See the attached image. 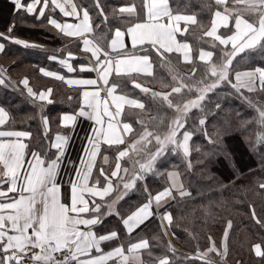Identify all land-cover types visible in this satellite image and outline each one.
Segmentation results:
<instances>
[{"label":"snow or ice","instance_id":"snow-or-ice-1","mask_svg":"<svg viewBox=\"0 0 264 264\" xmlns=\"http://www.w3.org/2000/svg\"><path fill=\"white\" fill-rule=\"evenodd\" d=\"M197 2L195 10L189 0H9L0 6V53L16 46L22 54L48 51L18 34V24H28L78 38L86 56L77 59L78 52L66 50L47 57L69 75L31 66L79 86V96L67 98L78 106L59 113L66 131L54 137L49 131L55 118L44 110L54 102L55 90L38 91L30 76L13 78L0 64V93L11 89L35 106L44 133L33 142L32 131L15 126L11 109L19 106L0 95V264H212V253L224 260L230 220L219 241L209 234L206 244L197 240L187 253L163 237L177 219L170 202L179 206L213 186L234 185L221 182L213 167L243 175L234 159L242 146L257 156L264 172V101L256 99L264 92V0ZM189 35L210 48L198 43L194 49ZM181 59L191 62L190 72L180 71ZM158 67L169 78L160 76ZM233 97L253 115L242 116L231 105ZM133 112L134 122L128 120ZM85 120L74 158L72 132ZM121 131L131 133L127 140ZM194 136L201 140L195 143L197 175L209 184L191 179ZM240 165L246 167L243 158ZM162 176L164 182L157 183L154 178ZM255 185L264 194V177ZM249 207L264 229V217L254 204ZM106 217L116 224L106 227ZM149 218L159 220L161 232L151 238L136 234L141 225L148 227ZM193 239L187 231L184 242ZM249 252L264 262V232Z\"/></svg>","mask_w":264,"mask_h":264},{"label":"trees","instance_id":"trees-1","mask_svg":"<svg viewBox=\"0 0 264 264\" xmlns=\"http://www.w3.org/2000/svg\"><path fill=\"white\" fill-rule=\"evenodd\" d=\"M112 2L113 0H108V3ZM189 2L190 7L193 10L200 7L197 0H189ZM183 3L184 0H181V4ZM7 4H9V0H0V6ZM30 23H32V21H29V24ZM3 24L4 20L0 17V25ZM0 30H2V27H0ZM101 31H103V28H101ZM17 32L20 35L33 38L38 42L48 44L49 46L55 47L57 45H64L67 43L64 38L60 37V35H57L52 31H48L46 28L30 27L28 24H18ZM110 38L111 35H109L108 39L110 40ZM187 39L189 44L192 45L194 49L198 43L200 46L210 48V46L203 44V41L198 42L194 36L189 35ZM18 48L19 46L9 47L6 53H3L0 56V64L9 68L13 78H19L20 76L27 74L31 78V83L34 84L40 77L38 76V68L34 69L31 66L37 64L40 66L45 65L47 57L50 55L52 50L48 49V51L44 53L37 52L36 54H31V52H24L22 54L21 51L17 50ZM179 63L181 65V72H190L191 62L184 63L180 60ZM157 70L160 76L169 78L165 68L158 67ZM41 85L45 86V83L41 82ZM147 86L160 90L159 85L156 83H148ZM53 89L55 90L54 102L47 104L44 114L48 115L50 118H55V121L52 122L55 123L60 112L74 111L75 107L78 106L76 100L74 99L70 102L67 98H77L79 94L76 89L68 88L59 83H55ZM136 91L138 92L139 90L137 89ZM0 95L10 101L13 106H19L18 108L13 107L11 109V115L16 120L15 126L17 128L32 131L34 134L32 137L33 142H35L36 136H43V128L35 106L25 101L18 93H12L11 89L4 90V92L0 93ZM256 99L264 101V92H258L256 94ZM231 105L239 108L242 116L246 115L250 117L253 115V110L242 106L240 100L235 97L232 98ZM136 118L137 117L134 112L128 116V120L132 122H134ZM86 126V122H78L76 130H82V128ZM50 133H53V131L51 130ZM74 133L75 131L73 134ZM130 135L131 133L129 136ZM133 139H135L134 136ZM193 142L194 143L191 145L192 151L190 153V158L194 165L191 179L197 181L198 183L209 184V181L203 179V174L197 175V173H200L201 168V165L196 163L199 158V154L195 151V143L201 142L199 136H194ZM72 146V152L70 155L72 157H76L78 148H76L73 144ZM74 152H76L75 155L72 154ZM241 158H243L246 167L240 165ZM234 159L237 162V167L243 174L239 177L234 175H225L224 173L218 171L217 167H213L211 169L212 172H215L220 177L221 182L224 184H228L229 181H235L233 186L224 190H220L213 186V190L211 192L206 191L203 197H197L194 200L180 204L179 206H176L175 202H170L173 203L172 211L176 215L177 219L174 221L169 233L175 245H177L180 249L189 252L193 250L197 240L201 243V245L206 244V237L209 234L214 236L216 240L219 241L223 236V229L230 220L232 223L228 237V253L224 260H221L219 256L215 254H210L211 258H214L221 264H264V262L260 261L254 255V253L249 252V245L255 241L257 234L264 232V229H261L251 218V209L249 207L250 204H254L258 215L264 217V194L255 190V181L257 178L264 177V172L260 171L259 160L256 155H253L248 150L247 145L241 147ZM172 162L177 161L173 158ZM249 169H252L253 171L249 173ZM229 171H231L230 168ZM154 179L157 183L162 184L165 177L162 176ZM136 199V194H132L130 201H135ZM150 220L152 221L151 223L148 221L145 223L148 225L147 228L142 225L135 233L147 235L149 238H151L154 233H160L161 229L159 227V221L152 220V218ZM115 224V219H112L111 223L109 225L105 223V226L108 227ZM186 230L190 231L195 237V239L189 240L187 243L184 242L185 237L187 236ZM161 235L163 234L161 233ZM177 237L180 239L177 240ZM163 239L165 242L168 240L167 236L163 237ZM153 243L156 244L158 242L154 241ZM154 250L159 251L158 248H155ZM145 259H147L146 256ZM197 264H199V262H197Z\"/></svg>","mask_w":264,"mask_h":264},{"label":"crops","instance_id":"crops-1","mask_svg":"<svg viewBox=\"0 0 264 264\" xmlns=\"http://www.w3.org/2000/svg\"><path fill=\"white\" fill-rule=\"evenodd\" d=\"M57 15H60L59 14V10H57ZM60 37L61 38H64L67 43H65L64 45H57L55 47L54 46H49L48 44H45V43H41V42H39V43L44 44L47 49L52 50L51 53H50V55L55 54V55H58L59 56V55H63L66 50H72L73 52H78L77 59H86L85 54L80 49V43L81 42L78 40V38H75V37H65L62 34H60ZM129 46H130V41H129ZM56 49H60V51L57 52ZM2 54L3 53H0V56ZM176 55L179 56L180 54H176ZM181 61L184 62V63H190V62L183 61L182 59H181ZM73 62L75 63V61H73ZM41 66L48 67L50 70L59 71V72L65 74V75H69V73L67 72V70L64 69L63 67L59 66L58 62H56V61H49L47 59L46 64L45 65H41ZM93 75H95V73H93ZM38 76L40 77L39 80L36 83L33 84L38 91L41 90V89H47V88H52L53 89V86H54L55 83L62 84L64 86L68 87V88H74L76 90L79 87V86H76V85H68L66 82H61V81H59L55 77H45V76H43V74H39V72H38ZM110 79H111V77H110ZM41 82L42 83H45V86L44 85H41ZM78 94H79V92H78ZM84 122H86L87 123V126H88V123L89 122L86 121V120ZM87 126L84 127V128H82V130H80V129H77L76 130L75 129V133L74 134L72 132L73 141L70 143V148H69V152L70 153L72 152V147H73L72 144L75 145L76 148H78V150L80 149L81 143H82L81 137H83L85 135V129L87 128ZM121 129H122V125H121ZM51 130L53 131V133H50ZM65 131H66V129L64 128V126H60L59 125V120L57 119L55 123H51L50 124L49 136L50 137H54L56 132H65ZM119 134L122 136V138L124 140H127V136H129L130 133H123L121 131ZM75 153L76 152H74L72 154L75 155ZM77 155H78V152L76 154V157H77ZM110 155H111V153H110ZM131 155H132V152L130 151L129 152V156H131ZM76 157H74V158H76ZM124 159L126 160L127 158H124ZM149 219H151V218H149ZM111 221H112V219L107 218V217L105 218V223L107 225H109L111 223ZM139 228L135 229L134 232H136ZM229 231H230V229H229ZM167 238L169 240H172L169 231H168V234H167ZM212 254L218 255L217 253H212ZM210 258H211V256H210ZM211 261H212V263H214V261H213L212 258H211Z\"/></svg>","mask_w":264,"mask_h":264},{"label":"rangeland","instance_id":"rangeland-1","mask_svg":"<svg viewBox=\"0 0 264 264\" xmlns=\"http://www.w3.org/2000/svg\"><path fill=\"white\" fill-rule=\"evenodd\" d=\"M168 239V238H167ZM169 240V239H168ZM173 241V240H172ZM174 243V242H173ZM176 247H177V249L179 250V251H181V252H183V253H187V251H185V250H182V249H180L177 245H176ZM218 256V255H217ZM213 259V261H214V264H221L220 262H217V260H215L214 258H212Z\"/></svg>","mask_w":264,"mask_h":264}]
</instances>
